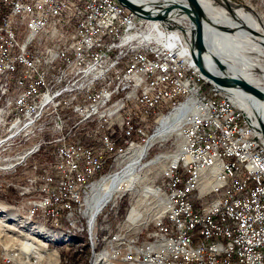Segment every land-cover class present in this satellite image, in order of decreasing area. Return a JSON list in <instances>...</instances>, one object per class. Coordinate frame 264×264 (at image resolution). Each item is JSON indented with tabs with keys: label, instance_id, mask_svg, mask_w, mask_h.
I'll return each instance as SVG.
<instances>
[{
	"label": "built area",
	"instance_id": "2783aa9c",
	"mask_svg": "<svg viewBox=\"0 0 264 264\" xmlns=\"http://www.w3.org/2000/svg\"><path fill=\"white\" fill-rule=\"evenodd\" d=\"M182 23L156 26L115 0H0V204L86 234L94 260L264 264V142L241 95L199 73ZM180 108L163 211L145 237L113 232L118 196L93 210L92 177L147 140L154 111ZM22 246H2L0 264L36 263ZM43 260L62 263L58 249Z\"/></svg>",
	"mask_w": 264,
	"mask_h": 264
},
{
	"label": "bare ground",
	"instance_id": "6f19581e",
	"mask_svg": "<svg viewBox=\"0 0 264 264\" xmlns=\"http://www.w3.org/2000/svg\"><path fill=\"white\" fill-rule=\"evenodd\" d=\"M132 1L146 8L147 7L146 5L148 6L150 4L153 5L154 3H158L159 1L164 3H168V2L173 3V2H178L180 0H164V1L163 0H132ZM153 10L155 11L156 9ZM205 14L212 23L211 26H207L205 28V32H204L206 49H207V53L204 55V60L209 70L217 75L223 74L232 77L243 78L244 80L256 85L257 87H259L261 90L264 91V88L260 87L261 82H256L253 80V73H252L253 70L262 68L261 65L252 64L247 60L245 62H240L241 60H239L241 58L242 59L245 58L244 47L249 48L250 46L255 45L257 47H261L264 49V35L248 27L245 21H240V23L236 21L235 22L224 21L223 19H214L213 17L209 16L206 12ZM178 18L179 17H174L172 18V21L175 24H177V21L174 20ZM249 21H251V19ZM159 24H156V26ZM155 31L158 30L155 29ZM222 35L229 36V38H225V36ZM217 38H220L221 40ZM231 38H233L235 41H233V39ZM232 55L233 57H231ZM213 56L220 61L219 63L224 67V72H222V70L218 68L215 65V63H213L211 59V57ZM234 62L235 65H237L238 63L241 64L240 68L233 65ZM237 97L238 95H235V98L242 105L243 109L247 112V114L251 113L250 110L254 114L258 113L259 120L262 121V123L264 124V112H263L264 105L261 106L263 109L262 110L260 105L256 102V100L254 101V99H252L248 95L245 96L242 95V97L249 105L250 110L248 111V107L245 105L244 100L241 99V97L240 99ZM184 116H185L184 109H179L173 112L172 114L167 115V117L164 116L159 120V128L157 129L155 134L149 138L147 143H145L142 146H138L135 149H132L131 151L126 153V156L124 158V163H125L124 167L118 173L114 174L112 177H108L100 181L93 188L92 200L94 203V207L96 209L101 208L110 199L111 196H116L129 188L134 189L136 185L137 187L141 186V195H140L141 198L139 200V203L132 206V208L128 212L126 220L123 222L122 227H124V229L126 230L134 229L137 232V230L140 231V229L145 228L147 226L148 221L150 219V216L146 214L147 210L149 209L156 210L158 213L159 211H161L162 208L161 207L162 201L157 195L156 188L148 184L150 180L149 174L151 172V167L153 165L159 163L161 165V163H164L171 159H175V156L174 153L171 154L170 156H163V155L156 156L147 164H142V161L144 157L150 152L152 147L157 143V141L167 139L174 134L178 135L179 126L183 122ZM157 167H159V165H157ZM7 208H12V207H7ZM6 216L11 219L19 218L22 221L24 220L23 224L32 223L33 221H39L45 227H47L45 221L33 217L32 215H30L25 211H22L21 209L19 213H17V211H13L12 213L7 214ZM0 223H4L5 226L7 225L5 223V218L3 215L0 216ZM49 224H50V228L49 227L47 228L56 230V234L58 235L57 237H59V240L61 242L60 244H66L68 242H71L72 236L74 235L75 236L81 235L83 237V240L79 245L82 247L79 248L78 251L81 252L84 251V249L86 248L88 249L89 264H93V263L120 264V260H114L110 255H102L99 260H94V248L93 245H89L88 236L86 234H83L78 230H71L64 225H57L53 223H49ZM7 227L15 232H19L18 228L14 225H8ZM46 234L47 233H45V235ZM2 235L3 234H1L0 236ZM42 235L44 234L40 232L38 236H42ZM48 237H50V235H48ZM37 238L38 237L34 236L33 234L28 238L29 240L23 241L24 240L23 238V240L20 241L21 243H19V245H24L21 247L23 252H28L27 245H29V247L31 248H36L37 250L36 263L35 260H24V264H45V260H43V256L48 255L49 251H47V249L45 248L47 244L46 242H44V244L42 245L43 247L42 246L40 247V244L35 245L34 242L39 241ZM30 240L32 242H30ZM50 240L51 239L49 238L48 241Z\"/></svg>",
	"mask_w": 264,
	"mask_h": 264
},
{
	"label": "rangeland",
	"instance_id": "374dc122",
	"mask_svg": "<svg viewBox=\"0 0 264 264\" xmlns=\"http://www.w3.org/2000/svg\"><path fill=\"white\" fill-rule=\"evenodd\" d=\"M198 1L200 2V5L202 4L201 5L202 9L209 16L213 17L214 19H223L224 21H231V22L236 21L239 23H240V21H245V23L247 24L248 27H250V28L254 29L255 31L264 35V0H230V2H228L227 0H202V1L198 0ZM158 3L165 4L164 2H161V1H159ZM146 6H147L146 7L147 10L157 9V8L153 7L151 4L149 6L148 5H146ZM182 18H178V19L174 20V21H177L176 25H179L181 27L185 26L182 23ZM250 19H251V21H249ZM144 21H148V20H144ZM149 22L156 23L155 21H149ZM156 24H159V22H157ZM187 27H189V23H188ZM176 31H180V30H176ZM222 36H225V38H229V36H226V35H222ZM217 39L221 40L220 38H217ZM231 39H233V38H231ZM187 41H188V37H187ZM233 41H235V40L233 39ZM231 43H233V42H231ZM231 57H233V55ZM244 57H245L244 59H242V58L239 59V60H241L240 62H245L247 60L248 62H250L252 64H259L263 68V69L262 68L255 69L252 71V73H253V80L256 82H261V84L259 83L260 87L264 88V49L261 47H257L255 45H252L249 48L244 47ZM236 60H238V59H236ZM233 65H235V62ZM240 65L241 64L238 63L235 66L240 68ZM262 70H263V72H262ZM240 97H241V99L244 100V103L248 107V111H249L250 110L249 105L247 104L245 99L242 97V95L241 96L238 95L237 98L240 99ZM0 104L1 105L3 104L5 106L7 105V107H8V101H4L3 103L0 102ZM260 107H261V105H260ZM180 109H184V111H185L184 118H185L188 115L189 110L187 108H180ZM261 109H262V107H261ZM10 111H11V106L9 105L8 114ZM175 111H177V110H175ZM175 111L167 113V111L164 110L162 115L159 116V118H157L158 115H156V111H154L155 114H152L151 116L153 117V119H155V120L157 119V120H156V122H153L147 128V130H148L147 131V140L143 141V142L140 141L139 143L137 142L139 144L138 146H142L145 143H147L149 138L155 134V132L159 128V120L161 118H163L164 116L167 117V115L172 114ZM186 112H187V115H186ZM250 112L252 113L251 110H250ZM16 116H17L16 113L13 112L10 115V118H15ZM178 133H179V131H178ZM178 135L174 134L167 139L157 141V143L152 147L150 152L144 157L142 164H147L154 157L160 156V155L170 156L171 154L174 153V156H175L176 151H177L176 145H177L178 140H179ZM132 149H135V148H129L126 150V152L128 153ZM112 157L113 156L108 157V159L104 163L103 171L99 172L98 174H96L95 176L92 177V181L96 182V184L93 186V188L101 180L106 179L108 177H112L114 174L118 173L124 167L125 163H124V159H122L123 157H121L117 162V164H119V166L114 165V164L112 165V163H113ZM171 160H173V159H171ZM171 160H168L164 163H161V165H160V163L153 165L151 167V172L149 174L150 180H149L148 184L150 186L152 185L157 190V195L159 196V198L162 201L161 202V207H162L161 211H159L157 213L156 210H151V209L147 210L146 214L150 216V219L148 221L147 226L145 228L140 229V231L137 230V232L134 229L126 230V229H124V227H122L121 233L123 232L124 235L129 236V235L135 234V235L145 237L146 234L151 231L152 219L154 220L155 217L159 216L160 213L163 211L164 202H163V199L160 197V195H163V193L166 192V191H164V187H166L167 180L165 178H162V175H163V170L166 169V167L168 166V164ZM157 165H159V167H157ZM162 179H164V182H162ZM6 188L7 187L4 186L3 182H0V190L5 192ZM93 188H92V191L90 193L91 207L93 210L98 211L100 208L96 209L94 207V203L92 200L93 199V195H92L93 194ZM13 191H14V193H13ZM13 191L10 192V194L12 195V199L9 196V202L12 204L15 203V199H16V191L15 190H13ZM0 195L2 196L3 192H0ZM140 195H141V186L137 187V185H136V187H134V189L129 188V189L121 192L120 194L116 195V196H118V211L119 212L117 214V218H116L117 220L113 221L112 225H111L113 232H117L119 230L120 225L123 226V222L126 220L128 212L130 211L132 206L139 203V200L141 198ZM112 197H114V196H111L110 199ZM107 205L108 204H105L106 207H107ZM106 207L103 208L104 212L106 211ZM13 211H17V213H19L20 209L19 208H7V207H5L4 204H0V216L1 215L4 216L5 223L7 224L5 226L4 223H0V235L3 234L2 236H0V249L2 248V246L8 245V243L10 241H16L18 243H21L20 241L23 240V238H24L23 241H27V240H29L28 238L34 234V236L38 237L37 239L39 240L38 242H34L35 245L40 244V247H41L44 244V242H46L47 246H45V248L47 249V251H49L47 256L55 257L56 249H58L59 253H60L61 261H62L61 264H64L66 262V260L69 261L70 263H79V262L71 261V258H69V257L72 256V251L77 252L78 255H81L82 253L78 252L77 249L75 250V246L72 247L71 242H68L66 244H60L61 242L59 240V237H57L58 235L56 234V230L49 229L50 228L49 223H46V226L49 228L45 227L39 221H33L32 223L23 224L24 220L22 221L19 218L11 219V218L6 216L7 214L12 213ZM8 225L16 226L18 228L19 232H15V231L9 229L7 227ZM40 232H42L44 235L38 236ZM45 233H47V234L45 235ZM48 235H50V237H48ZM43 238H45V239H43ZM49 238L51 239L50 241H48ZM45 240H47V241H45ZM1 242L4 244H2ZM30 242H32V241L30 240ZM81 247L82 246H80V245L76 246V248H81ZM85 251L88 252V249L86 248L84 250V252ZM87 257H88V264H89V252L87 254ZM0 260H2V259L0 258Z\"/></svg>",
	"mask_w": 264,
	"mask_h": 264
},
{
	"label": "water",
	"instance_id": "95a60500",
	"mask_svg": "<svg viewBox=\"0 0 264 264\" xmlns=\"http://www.w3.org/2000/svg\"><path fill=\"white\" fill-rule=\"evenodd\" d=\"M116 2L133 13L142 20L156 21L161 23L168 30H180L186 33V30L176 25L172 18L185 17L189 22L188 27V45L193 62L199 73L211 84L219 87L227 93H238L248 95L261 106L264 105V91L252 83L239 77L212 73L205 64L204 55L207 53L205 43V28L211 26V21L207 18L204 10L197 0H180L173 3H154L152 6L157 8L147 10L144 6L136 4L132 0H116ZM219 28V27H218ZM213 63L224 72V67L219 63L216 57H211ZM247 110V109H246ZM254 114V113H253ZM256 126H253L255 132L264 142V124L259 120L258 113L254 114Z\"/></svg>",
	"mask_w": 264,
	"mask_h": 264
},
{
	"label": "trees",
	"instance_id": "16d2710c",
	"mask_svg": "<svg viewBox=\"0 0 264 264\" xmlns=\"http://www.w3.org/2000/svg\"><path fill=\"white\" fill-rule=\"evenodd\" d=\"M82 239H83V237L81 235H79V236L77 235L74 237L72 236L71 244H72V247L75 246V250L79 249V248H76V246H78L82 242ZM78 252H80V251H78ZM80 253H82V254L78 255L77 252L72 251V256L69 258H71V261L79 262L77 264H88V257H87L88 252L87 251H85V252L81 251Z\"/></svg>",
	"mask_w": 264,
	"mask_h": 264
}]
</instances>
